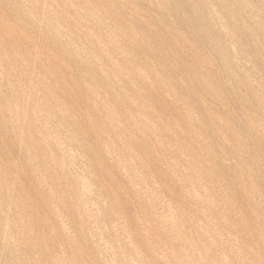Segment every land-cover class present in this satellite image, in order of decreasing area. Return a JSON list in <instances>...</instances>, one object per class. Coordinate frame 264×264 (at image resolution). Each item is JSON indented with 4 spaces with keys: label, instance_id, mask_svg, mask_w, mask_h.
Segmentation results:
<instances>
[{
    "label": "rangeland",
    "instance_id": "374dc122",
    "mask_svg": "<svg viewBox=\"0 0 264 264\" xmlns=\"http://www.w3.org/2000/svg\"><path fill=\"white\" fill-rule=\"evenodd\" d=\"M23 263L264 264V0H0Z\"/></svg>",
    "mask_w": 264,
    "mask_h": 264
},
{
    "label": "bare ground",
    "instance_id": "6f19581e",
    "mask_svg": "<svg viewBox=\"0 0 264 264\" xmlns=\"http://www.w3.org/2000/svg\"><path fill=\"white\" fill-rule=\"evenodd\" d=\"M213 12V11H212ZM141 23V22H140ZM109 30V29H108ZM224 31V30H223ZM115 34H117V33H115ZM112 35V34H111ZM135 43V42H134ZM165 47V46H164ZM231 47V46H230ZM142 50V49H141ZM153 52V51H152ZM36 58V57H35ZM128 58V57H127ZM231 60H233V58L231 59ZM117 68H119V67H117ZM230 69H231V67H230ZM157 71V70H156ZM78 73V72H77ZM84 75V74H83ZM229 75V74H228ZM92 83V82H91ZM104 89H106V88H104ZM255 99V98H254ZM26 101H27V99H26ZM133 103V102H132ZM94 104V103H93ZM25 115V114H24ZM26 117V116H25ZM141 119V118H140ZM143 119V118H142ZM107 120V119H106ZM144 121V120H143ZM28 125V124H27ZM104 125V124H103ZM151 126H153V125H151ZM154 127V126H153ZM165 127V126H164ZM104 130V129H103ZM30 133V132H29ZM114 133V132H113ZM32 138V137H31ZM43 140V139H42ZM114 140V139H113ZM46 141V140H45ZM112 141V140H111ZM61 148V147H60ZM55 149V148H54ZM213 149V148H212ZM78 151V150H77ZM159 153V152H158ZM212 153V152H211ZM211 155V154H210ZM130 159V158H129ZM54 162V161H53ZM231 163H233V161L231 162ZM209 164V163H208ZM63 165V164H62ZM247 165V164H246ZM209 167V166H208ZM207 167V168H208ZM101 168V167H100ZM16 172V171H15ZM207 173V172H206ZM13 179H14V177H13ZM199 180V179H198ZM85 182V181H84ZM12 183V182H11ZM247 183V182H246ZM8 184V183H7ZM80 185H81V182H80ZM87 185V184H86ZM85 185V186H86ZM13 187H14V184L12 185ZM83 186H84V184H83ZM243 187V186H242ZM81 189V188H80ZM87 189V188H86ZM82 190V189H81ZM88 190V189H87ZM89 190H90V187H89ZM92 190V189H91ZM163 190V189H162ZM83 191V190H82ZM85 189H84V193H85ZM88 192V191H87ZM205 193V192H204ZM87 193H85V195H86ZM196 194V193H195ZM201 195H203V194H201ZM84 196V195H83ZM162 196V195H161ZM164 196V195H163ZM196 197V196H195ZM198 199V198H197ZM86 200V199H85ZM201 201V200H200ZM11 204V203H10ZM86 206V205H85ZM91 206V205H90ZM14 207H16V206H14ZM54 209V208H53ZM21 210V209H20ZM199 210V209H198ZM170 211V210H169ZM202 211V210H201ZM119 217V216H118ZM204 217V216H203ZM185 218V217H184ZM172 220V219H171ZM145 221H147V220H145ZM127 222V221H126ZM149 222V221H148ZM151 222H153V221H151ZM170 222V221H169ZM174 222V221H173ZM173 222H172V224H173ZM141 224V223H140ZM150 224V223H149ZM151 225V224H150ZM16 226V225H15ZM139 226V225H138ZM105 227V226H104ZM215 228V227H214ZM213 228V229H214ZM217 231V230H216ZM146 234V233H145ZM6 235V234H5ZM21 235V234H20ZM144 235V234H143ZM160 236V235H159ZM50 237V236H49ZM5 241V240H4ZM6 242V241H5ZM100 242V241H99ZM212 242V241H211ZM4 243V242H3ZM7 243V242H6ZM118 243V242H117ZM129 245V244H128ZM13 246V245H12ZM131 246V245H130ZM100 248V247H99ZM78 250V249H77ZM109 250V249H108ZM110 250H112V249H110ZM205 251V250H204ZM241 251V250H240ZM206 252V251H205ZM3 253V252H2ZM45 253V252H44ZM207 253V252H206ZM17 254V253H16ZM40 254V253H39ZM43 254V253H42ZM41 255V254H40ZM121 255V254H120ZM149 255V254H148ZM151 255V254H150ZM172 255V254H171ZM70 256V255H69ZM99 256V255H98ZM113 258V257H112ZM117 258V257H116ZM129 258V257H128ZM162 258V257H161ZM200 258V257H199ZM35 259V258H34ZM121 259V258H120ZM53 260V259H52ZM99 260H100V258H99ZM166 260V259H165ZM180 260V259H179ZM111 261V260H110ZM120 261V260H119ZM172 261V260H171ZM124 262V261H123ZM11 263H13V262H11ZM72 263V262H71ZM112 263V262H111ZM24 264V263H23ZM165 264V263H164ZM198 264H200V263H198Z\"/></svg>",
    "mask_w": 264,
    "mask_h": 264
}]
</instances>
